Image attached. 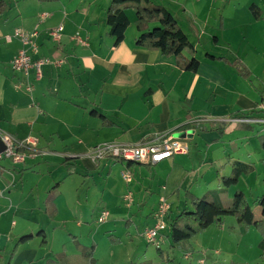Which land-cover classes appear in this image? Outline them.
<instances>
[{"label":"crops","instance_id":"0c3cea01","mask_svg":"<svg viewBox=\"0 0 264 264\" xmlns=\"http://www.w3.org/2000/svg\"><path fill=\"white\" fill-rule=\"evenodd\" d=\"M152 1L166 7L188 36L193 48L184 55L199 61L196 72L181 70L174 57L166 58L160 51L136 47L140 33L132 10L126 13L130 26L125 40L115 47L107 24L111 0L7 1L8 8L0 15V129L20 140L34 141L36 154H28L22 164H0V252L5 254L0 264H48L57 260L63 248L69 258L82 257L71 237H77L78 227L83 226L72 219L77 210V200H72L81 181L75 177L99 174L102 167L111 174L113 165L120 161L111 159L94 166L87 157L93 147L108 143L138 144L160 135L188 134L189 155L155 166L156 173L167 170L164 182L169 188L162 187V194L146 216L151 221L149 226L154 223L153 211L162 197L173 210L170 199H179L181 191L196 197L225 191L219 177L231 175L232 162L253 165L255 171L242 175L238 186L226 190L227 198L232 199L241 190L256 217L259 207L255 201L264 191V128L222 121L251 112L264 116V0L209 3L205 12L199 9V0H184L179 10L174 9L179 0ZM252 4L263 11L261 21H256L250 12ZM213 15V23H208L205 18ZM59 26L64 27V33L55 41L48 32ZM17 30L40 32V56L64 61L62 66L45 67L43 78L35 82L31 93L15 88L21 77L10 67L21 42L7 41V37ZM77 33L88 41V46L74 39ZM237 59L251 72L250 78L240 76L232 64ZM92 111L105 116L112 125H104L91 115ZM198 122L214 129L204 133L177 131ZM137 169L142 168L127 167L129 174L122 175H129L130 180L124 179L131 182ZM198 170L202 174L196 178ZM189 177L196 178L190 188ZM150 178L154 182L156 176ZM69 185L71 205L65 207L66 212L62 205L68 200L63 194ZM51 189H56L54 194ZM50 199L57 210L54 219L47 213ZM186 201L184 209L192 210L190 200ZM22 203L25 220L19 224ZM49 225H55L51 234ZM216 226L219 225L212 227ZM220 228L216 231L223 235L227 230ZM40 231L47 237L46 247H41ZM28 235L32 238L20 245L12 257L18 240ZM58 235L63 241L57 240ZM207 261L200 255L195 263Z\"/></svg>","mask_w":264,"mask_h":264},{"label":"rangeland","instance_id":"374dc122","mask_svg":"<svg viewBox=\"0 0 264 264\" xmlns=\"http://www.w3.org/2000/svg\"><path fill=\"white\" fill-rule=\"evenodd\" d=\"M195 1L197 2L198 0ZM223 1L199 0V9L205 12L209 3H221ZM184 3V0H179L178 7L174 9L179 10V5ZM205 19L208 23H213L215 17L213 15ZM138 167L145 170V173H141L142 169H137L131 182L125 180V176L123 177L122 175L123 172H128L129 174V171H125L127 170V166L124 162L115 163L110 175L109 170L102 167L99 174L91 173L90 177L88 174L80 177L76 175L75 177L76 181H81L80 190L76 198L72 200H77L75 204L76 208L74 209L77 210L72 219L76 223L80 221L83 224L81 228L78 227L79 233L76 239L80 244L88 248L93 243L97 245L96 250L98 249V251L94 254L96 264L98 261L100 264H196L195 261L197 257L200 258V255L206 261L208 260L206 264H264V254L259 247L262 241L261 233L254 227L247 229L239 226L235 217L224 218L222 228L219 225L208 229L204 233L197 234L189 242L190 251H172L171 241L168 239L167 243L163 246L165 256L163 258L160 257L157 249L148 245L145 238V230L154 224L149 226L151 221H148L146 216L152 212L154 208L153 204L158 201L162 194V187L166 185L164 181L167 180L165 177L167 170L162 171V169H159L158 173H156V167L150 166V169H148L143 165H136L134 170ZM197 169L198 167L195 168V171ZM70 172H74V170H70ZM199 174L201 176V170L197 171L195 177L197 178ZM153 175L156 176L155 181L153 180L154 182H152L151 178L149 179V176L153 177ZM145 176L150 181L146 180ZM196 178H187V187H192ZM176 181L172 183H179ZM137 182L139 183L137 184ZM166 187L169 188L167 185ZM71 190L72 185L64 189L63 198H66L68 201L62 205V209L66 212L65 207L69 208L71 205L69 198ZM128 190L132 192L134 199V204L130 208L125 206L126 203L123 195L129 192ZM51 191L54 194L56 189H51ZM163 191L166 192V188H163ZM181 193L182 195L179 199L176 197L170 199L173 205L172 216L178 215L187 203L186 199L188 197L186 192L181 191ZM223 205H229L227 199H224ZM23 208L24 204L22 203L19 224L25 220ZM105 208L110 211L111 215L107 222L100 223L98 221L100 211ZM156 209L153 213H155ZM261 213V208H258L256 210V217L258 219L261 218ZM128 223L129 225L127 226ZM231 226H234L236 229L230 228ZM48 227L47 229L51 234L53 232L51 229H54L55 225H49ZM218 228L221 231H227L223 235H220L216 231ZM129 230L130 232H128ZM111 234L120 238L121 243L119 245H112L108 238ZM132 236L133 241L130 240ZM63 239L61 235H58V241H63ZM85 242L88 245H85ZM186 252L190 255L189 259L183 257ZM4 256V251L0 252V261L3 260ZM129 256L131 257L130 259L128 258ZM145 259L148 260L145 261ZM151 261L152 263H149ZM69 264H90V260L85 257H72L69 259Z\"/></svg>","mask_w":264,"mask_h":264},{"label":"trees","instance_id":"16d2710c","mask_svg":"<svg viewBox=\"0 0 264 264\" xmlns=\"http://www.w3.org/2000/svg\"><path fill=\"white\" fill-rule=\"evenodd\" d=\"M7 1L8 0H0V15L8 8ZM35 1L44 3L57 2L60 0ZM128 10L134 11L136 15L135 25L137 31L140 33L135 41L136 47L160 51L162 56L166 58L174 57L178 68L181 70L188 72H196L198 70L199 61L194 57L191 59L186 58L184 55L186 50L189 51L193 48L188 36L182 30L181 26L169 10L152 0H111L107 9V24L110 27L109 36L114 39L115 47L120 46L124 42L126 32L130 26V21L126 14ZM250 12L256 21H261L263 19V11L256 4H252L250 6ZM151 25H153L152 28L150 27ZM220 28H223L222 20L220 22ZM210 57L215 59L213 56ZM217 59L224 63H229L225 58ZM232 64L237 68L240 76L246 79L250 78L251 72L239 59ZM248 114L259 113L251 112ZM91 115L100 118L106 126L112 125V123H110L105 116L96 111H92ZM245 115H247V113ZM202 125L203 124L200 122L189 123L181 126L177 131H198L204 133L214 129L210 125ZM217 130L223 133V129L217 128ZM261 142L262 149L264 150V137L261 138ZM67 162L68 160H65L64 164H67ZM124 163L129 170H133L136 165H140L133 162ZM231 166L232 173L230 176L219 177L225 191L238 186L242 175H250L255 171L253 165L241 162H232ZM225 191L210 192L203 197H196L190 193H186L191 202L192 210L183 209L174 217L172 214L170 215V235L167 238L166 243L168 239H170L171 249L190 251L191 248L189 246V242L197 234L206 232L215 224L221 225L226 217H235L239 226L247 229L254 227L261 233L262 241L260 242L259 247L264 254V191L255 201L257 207L261 208V219H256L252 205L244 192L238 190L232 199H228ZM224 199H227V202H229L228 206L223 205ZM48 206V216L51 219H54L57 216V210L53 204V199L49 200ZM38 236L42 238L41 247H46L47 237L45 232L40 231ZM71 237L81 256L89 259L90 264H96L94 254L96 252L97 245L93 243L92 246L88 248L80 244L75 236ZM31 238V235L21 237L13 249L12 257L17 252L19 246L26 243ZM108 238L112 245H119L121 243L120 238L116 236L110 235ZM163 246L157 249L158 255L162 258L164 257ZM69 259L70 258L66 254L65 248H63V251L58 254L57 260H51L48 264H69Z\"/></svg>","mask_w":264,"mask_h":264},{"label":"built area","instance_id":"2783aa9c","mask_svg":"<svg viewBox=\"0 0 264 264\" xmlns=\"http://www.w3.org/2000/svg\"><path fill=\"white\" fill-rule=\"evenodd\" d=\"M64 33V27L59 26L48 32V35L55 41H59ZM18 39L21 42V48L11 62V70L14 74L21 77L15 84L17 90H24L31 93L35 88V82L43 78L44 69L47 66H62L64 61H53L40 56L41 53V34L38 31L31 33L23 30H17L12 36L7 37V41ZM74 39L82 46H88V41L77 33ZM228 122L237 125L259 126L264 128V116L258 114L238 115L229 118L222 123ZM0 140L6 147L4 153L0 154L1 162L7 160L13 164H22L26 161L28 154H36L34 150V141L20 140L13 135L0 129ZM190 153L188 142L178 139L172 135H160L138 144H103L93 147L87 154L88 159L98 166L108 160H118L124 162H133L145 166H157L167 160L178 156H187ZM130 180V176H125ZM165 189V188H164ZM125 206L130 208L133 203L131 192L124 195ZM172 209L169 201L162 197L154 213V224L145 230V238L148 245L161 248L170 235V215ZM111 213L103 209L99 215L98 221L105 223L109 220ZM190 258L189 254L185 255Z\"/></svg>","mask_w":264,"mask_h":264},{"label":"water","instance_id":"95a60500","mask_svg":"<svg viewBox=\"0 0 264 264\" xmlns=\"http://www.w3.org/2000/svg\"><path fill=\"white\" fill-rule=\"evenodd\" d=\"M187 133H182V134H178L177 136H175L178 139H187ZM6 150V147L4 146V144L2 143V141L0 140V154L4 153Z\"/></svg>","mask_w":264,"mask_h":264}]
</instances>
